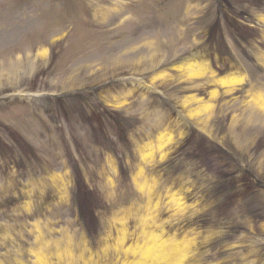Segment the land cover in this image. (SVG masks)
Listing matches in <instances>:
<instances>
[{"label":"rangeland","instance_id":"obj_1","mask_svg":"<svg viewBox=\"0 0 264 264\" xmlns=\"http://www.w3.org/2000/svg\"><path fill=\"white\" fill-rule=\"evenodd\" d=\"M39 260L264 264V0H0V264Z\"/></svg>","mask_w":264,"mask_h":264},{"label":"trees","instance_id":"obj_2","mask_svg":"<svg viewBox=\"0 0 264 264\" xmlns=\"http://www.w3.org/2000/svg\"><path fill=\"white\" fill-rule=\"evenodd\" d=\"M78 183H79L80 185H82V182L78 181L77 184H78ZM220 184H224V185H226V184H225L224 182H222V181H220ZM234 187H236V186H233V188H234ZM226 189L228 190V188H225V190H226ZM234 196H235V195H234ZM83 205H84V204H83ZM85 209H86V206L83 207V210H85ZM86 210H87V209H86ZM88 212H89V211H88ZM81 215L83 216L82 213H81ZM92 219H93V212H92Z\"/></svg>","mask_w":264,"mask_h":264},{"label":"bare ground","instance_id":"obj_3","mask_svg":"<svg viewBox=\"0 0 264 264\" xmlns=\"http://www.w3.org/2000/svg\"><path fill=\"white\" fill-rule=\"evenodd\" d=\"M232 79H233V78H232ZM42 262H43V261H40V260H39V263H40V264H41Z\"/></svg>","mask_w":264,"mask_h":264}]
</instances>
